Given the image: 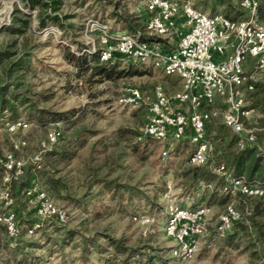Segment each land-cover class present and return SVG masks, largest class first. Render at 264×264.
I'll use <instances>...</instances> for the list:
<instances>
[{
    "label": "rangeland",
    "instance_id": "rangeland-1",
    "mask_svg": "<svg viewBox=\"0 0 264 264\" xmlns=\"http://www.w3.org/2000/svg\"><path fill=\"white\" fill-rule=\"evenodd\" d=\"M190 1L198 9L224 14H227L226 8L232 9L239 2ZM145 2L60 0L59 10L69 14L65 22L72 27L61 28L53 23L44 27L52 31L41 32L43 28L35 27L36 16L30 15L31 27L21 35L8 32L6 27L12 24L14 8L26 13L28 8L22 0H0V49L16 51L24 41L32 47L28 70L9 74L7 60H0V83L7 86L8 92L15 90L22 95L16 102L17 117L31 123L29 128L9 135L4 123L10 112H0V155L11 149L12 138L27 141L16 152L25 160V173L11 186L19 234L11 238L0 225V264H260L253 245L245 239L228 241L218 237L213 232V224L201 238L193 259L180 261L170 255L174 242L164 231L170 202L179 206L209 205L210 221L214 222L225 204L232 200L231 196L210 189L217 185V175L192 179L200 171H194L187 163L191 151L187 138L169 140V143L139 139L154 87L160 84L172 93L180 89L179 76L164 74L147 63L120 59L113 64L116 70L122 71V76L99 79L89 75L90 70L81 73L63 56L65 46L78 48L85 42L81 33L90 16L108 22L114 29H126L120 14L136 20L143 18L147 15ZM227 15L242 16L236 11ZM180 26L170 41L177 40L183 29ZM151 38L159 39L158 36ZM126 86L138 87L142 101L134 106L121 105L118 98ZM258 119L256 126L263 127L264 121ZM55 121L62 128V137L43 152L37 168L30 157L39 149L50 123ZM220 124L222 121L217 119L206 128L211 149H217L214 129ZM218 129L221 136H236L228 127ZM258 140L263 142L264 129L259 132ZM167 146L169 151L164 156L161 151ZM58 150L68 151L67 154L53 152ZM29 181L46 188L55 204L66 210L68 219L64 224L42 223L32 234L26 232L36 220L20 197ZM167 182L171 185L168 196L165 195ZM2 188L0 167V192ZM256 201L252 200L249 205L250 219L257 224L264 223V200L259 204ZM2 205L0 202V209ZM243 206L238 204L240 208ZM136 214L147 216L149 223L136 222L132 218Z\"/></svg>",
    "mask_w": 264,
    "mask_h": 264
},
{
    "label": "built area",
    "instance_id": "built-area-1",
    "mask_svg": "<svg viewBox=\"0 0 264 264\" xmlns=\"http://www.w3.org/2000/svg\"><path fill=\"white\" fill-rule=\"evenodd\" d=\"M260 2L239 0L243 15L230 18L219 11L198 9L190 0H146V36L140 32L112 31L108 22L94 16L86 19L81 36L84 44L97 52L99 62L113 64L127 59L150 64L164 74H175L180 78V89L172 93L166 92L160 84L154 87L153 99L139 129V139L168 142L187 138L191 144L187 163L192 166L207 162L211 144L206 128L217 119L237 135L238 148L256 141L264 126H256L255 120L261 114L248 106L246 93L264 77V18L258 14ZM36 13V9H28L31 16L35 17ZM179 24L183 29L173 45L169 40ZM42 31L47 33L52 28H43ZM151 36H158L159 39ZM71 49L75 50V47L71 46ZM142 99V91L138 87L126 86L118 102L134 106ZM30 125L24 119L4 123L9 135ZM61 137L59 122L50 123L44 139L39 142V149L30 157L35 167H40L43 152L50 150ZM26 144L24 138H12L11 149L0 155L3 183L0 225L10 237L19 234L18 213L13 208L11 186L20 181L25 173V160L16 152ZM168 148L163 149L161 154L166 156ZM258 148L264 151V145ZM213 169L220 174L226 172L224 164ZM170 191L171 185L167 182L165 195L168 196ZM221 191L231 196L232 200L225 204L214 222L210 221L209 205L179 206L173 202L167 205L164 231L174 242L170 250L172 257L180 261L193 259L200 248L201 238L211 224L215 226L216 235L223 238L235 222H248L252 214L249 206L252 200H264V186L248 181L244 175L229 178ZM21 198L36 219L27 228L28 234H32L42 223L63 224L68 219L66 210L58 207L46 189L35 181L27 183L21 191ZM238 204L244 206L240 208ZM132 218L141 225L149 223L145 215L136 214Z\"/></svg>",
    "mask_w": 264,
    "mask_h": 264
},
{
    "label": "trees",
    "instance_id": "trees-1",
    "mask_svg": "<svg viewBox=\"0 0 264 264\" xmlns=\"http://www.w3.org/2000/svg\"><path fill=\"white\" fill-rule=\"evenodd\" d=\"M24 7L28 9H36V25L35 27L39 30L49 24H58L61 28H66L67 25L72 27L71 23H66L70 16L69 14L60 12V0H22ZM214 4H221L223 0H214ZM213 4V5H214ZM230 11H236V14H242L243 11L239 9V5L233 6L232 9L226 8L227 14ZM225 14V15H227ZM258 14L260 18H264V0H261L258 7ZM123 16L124 27L129 32H140L142 36H146L144 33V21L146 16L140 19L131 18L125 14H120ZM229 16V15H227ZM232 18L231 16H229ZM31 17L25 10L22 11L20 8H14L12 14V24L6 27V30L11 33L21 34L28 28L31 27ZM104 21V20H103ZM126 29H114L111 30H126ZM82 46L72 50L70 46H65L63 50V56L73 63L81 73L86 70H90L91 76H98L99 79H113L122 76L121 70H116V65H109L107 63L99 62L97 52L93 51L89 46L82 43ZM32 47L28 46L27 41L20 46L16 51H11L8 48L0 49V60H7L8 67H6L7 73L11 74L16 70L29 69L31 63V50ZM136 73V72H133ZM16 85V84H15ZM248 99V106L254 108L258 113L261 114L258 120L264 121V77L259 79L254 83V88L246 93ZM15 90L8 92L7 86L0 83V112L8 110L10 112L9 119L7 121L28 119L17 117V99H20ZM60 115V114H59ZM59 118L58 116H56ZM30 122V121H29ZM208 127V125H207ZM227 127L224 124H220L216 127V132L214 131L215 139L217 142V149L213 148L209 150V158L205 164L194 167V171H200L193 175L192 179L196 180L201 177L208 179L210 175H217V185L210 186L214 192H220L223 196H228L221 191L223 184L231 177H238L241 175L246 176L247 180L264 186V151L258 148L259 145H264L263 142H259L257 134V139L255 142L250 143L244 148L237 147V135L231 138L228 136L219 135V129H225ZM229 128V127H228ZM213 136V135H212ZM61 139V138H60ZM59 139V140H60ZM58 140V142H59ZM141 140V139H140ZM56 142V143H58ZM55 143V144H56ZM168 147V146H167ZM68 150L53 151L54 153L63 152L67 154ZM52 152V153H53ZM215 157V158H214ZM218 160V162L216 161ZM223 162V163H220ZM219 164H224L225 173H217L213 167ZM193 171V172H194ZM16 183V182H15ZM13 183L12 186L15 184ZM208 184L206 187H209ZM46 189V188H45ZM12 191V188H11ZM48 192V190L46 189ZM49 193V192H48ZM50 195V194H49ZM21 197V194H20ZM257 203H261V199H256ZM252 217V216H251ZM249 216L248 222L237 221L234 223L231 231L225 236L228 241H235L240 239L247 240L248 244L253 245L255 248V253L260 261V264H264V223L257 224L251 221ZM28 219V217H26ZM31 221V220H30ZM29 221V222H30ZM250 221V222H249ZM28 222V223H29ZM33 223L30 224V226ZM51 224H61L56 222H51ZM64 224V223H63ZM213 227V232L216 234L215 226ZM210 228V227H209ZM12 238V237H11ZM14 238H17L14 237ZM224 238V237H223ZM171 250V248H170ZM170 252V251H169Z\"/></svg>",
    "mask_w": 264,
    "mask_h": 264
},
{
    "label": "crops",
    "instance_id": "crops-1",
    "mask_svg": "<svg viewBox=\"0 0 264 264\" xmlns=\"http://www.w3.org/2000/svg\"><path fill=\"white\" fill-rule=\"evenodd\" d=\"M176 41H177V40H176ZM176 41H173V42H172V41L169 40V43L175 45V42H176Z\"/></svg>",
    "mask_w": 264,
    "mask_h": 264
}]
</instances>
